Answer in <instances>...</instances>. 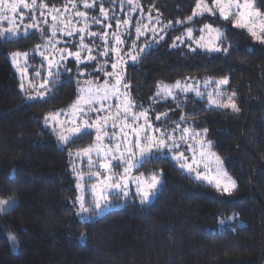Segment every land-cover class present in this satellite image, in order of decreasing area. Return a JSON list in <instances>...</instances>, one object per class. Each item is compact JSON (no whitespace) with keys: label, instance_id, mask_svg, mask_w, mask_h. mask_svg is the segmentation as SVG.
Returning <instances> with one entry per match:
<instances>
[{"label":"trees","instance_id":"1","mask_svg":"<svg viewBox=\"0 0 264 264\" xmlns=\"http://www.w3.org/2000/svg\"><path fill=\"white\" fill-rule=\"evenodd\" d=\"M43 2L49 8H62L68 0ZM100 3L110 8V19L104 21L100 14L104 24L92 31L105 32L104 25L111 24L107 39L114 45L111 33L118 31L125 41L120 45L121 55L132 50L133 42L137 46V61L129 59L124 67L135 102L158 103L153 113L168 114L161 124L169 132L177 123L201 133L206 129L212 151L220 156L237 187L230 193L219 191L186 174L170 156L156 155L136 170L145 176L162 172L153 202L142 205L135 198L95 220L75 222L70 203L76 198V179L69 153L92 144L94 134L61 148L43 118L68 109L76 100L77 79L81 81L77 65L72 58L66 60L72 71L59 70L56 90L46 103L28 101L25 93L31 88L27 84L20 90L21 80L9 55L19 51L35 56L34 49L44 41L36 30L19 41L0 40V201H16L10 214L0 215V264H264V44L218 15L205 14L189 24H176L191 15L195 0H139L135 11H130L132 6L126 1L121 5L119 0H97L98 9ZM258 7L264 10V0H258ZM90 10L94 12V8L86 11ZM125 19L131 24L117 29V22ZM169 21L171 27L159 33ZM138 24H148L149 29L137 39ZM204 24L226 31L222 47L228 48L227 53L205 52L178 41L172 46L188 27L199 36ZM152 28L164 39H158ZM85 37L95 49L102 47L101 37ZM141 48L145 50L140 52ZM109 55L97 56L79 69L101 67L108 61L106 70L110 71L117 57ZM34 71L30 69V78L39 82ZM41 72L46 75L45 69ZM99 75L90 72L85 78L102 80ZM223 77L229 80L223 86L224 97L235 92L238 112L210 107L195 94L181 93L177 99L164 101L155 96L158 83ZM9 235L16 237L15 244Z\"/></svg>","mask_w":264,"mask_h":264},{"label":"snow or ice","instance_id":"2","mask_svg":"<svg viewBox=\"0 0 264 264\" xmlns=\"http://www.w3.org/2000/svg\"><path fill=\"white\" fill-rule=\"evenodd\" d=\"M115 2L116 0H112V3ZM126 2L132 6L130 11L139 8V0H126ZM120 3L123 5L124 0H120ZM78 4L82 5L85 10L93 9L97 7V0H68V3L62 8L54 6L49 8V5L43 0H0V22H5L7 25L0 28V40L6 43L10 42L9 38L19 41L22 38H27L30 29H35L44 41L43 46L37 45L34 49V52L41 57L40 69L46 68V75H42L40 69L34 71V76L38 78L39 82L27 78L29 54L19 51L12 53L14 65L21 70L22 77L27 78V83L32 89V92L26 95V100H40L46 103L50 98V93L56 90L57 78L61 75L59 70L63 68L64 73L72 71L66 64L68 58L74 59L78 76L86 77L88 74L79 69L80 64L96 60L97 56L108 57L110 52L117 57L116 62L111 64V71L106 70L107 61L101 67L93 65L97 72L104 71L107 79H104L103 83H93V80L87 78L83 82L77 79L76 100L68 109L49 112L43 118L45 126L52 127L53 131L57 133L61 145H67L74 142L75 139H83L91 135L93 131L95 133L94 143L75 153V159L83 161L86 158L88 164V181H85L83 170H77L73 164V171L76 172L78 178L76 187L80 192L74 201V204L79 206L77 216L82 221L85 216L89 221L95 220L106 209L112 207L111 193L120 194L116 197L117 199L120 196L128 197L129 182L136 185V195L139 197L140 203L142 205L150 203L151 199L157 195L162 183V172H153L148 176H145L144 173L133 176L132 172L134 169L138 170L143 167L144 163L149 162L156 155L167 156L171 153V158L182 170L190 175L194 173L195 179L205 180L210 184L213 183V179L207 173L212 172V166L215 165L217 190L225 193L234 190L236 183L227 177L220 156L211 151L213 145L206 139V129L201 133L189 127H182L177 123L169 132L166 128L155 126L150 121L149 110L136 104L130 95V85L126 81L124 72L118 70L121 64L127 62L121 55L120 49V45L125 43L124 39L118 31L112 32L114 45H110L107 40L108 32L92 31V24L103 25V21L95 15H92L90 19L89 12L80 10ZM37 8L42 9L40 12V15L44 17L42 21L35 16ZM20 9L32 13L31 17H27L32 22L24 24L26 17ZM44 9L48 10L47 15H45ZM109 11L110 8L106 9L103 3L99 4V12L104 21L110 19ZM205 14L218 15L225 21H231L234 28L245 30L253 39L264 44V10L258 7V0H210V2L209 0H195L191 15L184 20H177L175 23L189 24ZM149 21L151 22V17H149ZM18 22L24 25L23 33L17 26ZM41 23L48 25V28H40ZM121 23L127 26L130 24V20L118 21L117 29ZM156 23L161 24V21L157 19ZM171 25V21L164 24L160 27L159 33H163L165 28L171 27ZM104 27L111 28L112 25L107 24ZM148 29V24H138L135 28L137 39L144 34V30ZM151 31L157 33L155 28H152ZM195 31L192 27L186 28L183 36L176 37L172 46L175 47L177 41L183 43L187 39L195 44L196 48L205 52H228L227 47H222L227 38L225 30L214 27L212 24H204L198 29L199 36L194 35ZM159 33H157L158 39L163 40L164 36ZM76 36H79L78 42L59 39V37L74 38ZM85 36L89 38L101 37L103 39L101 46L104 50L97 49L94 55V49L90 43L85 42ZM136 47L133 42L132 50L125 53L128 59L133 62L138 59V53L134 54ZM144 50L141 48L139 51L143 52ZM192 50L195 51V49ZM21 59L24 61L23 66L20 65ZM228 83L227 77L206 81L205 87L209 84L215 85L214 91L207 94L208 101L217 107L230 108L232 111L238 112L239 108L234 100L235 92L227 97L223 96V86ZM24 88L25 81L22 79L20 90L23 92ZM188 92H194L197 97L204 95L198 87L183 84L178 80L172 85L158 83L155 96H163L164 99L169 97L177 99V93L186 94ZM110 101L113 103H109ZM177 106L179 107V105ZM164 119H168L166 112L155 116V120ZM184 119L181 117V120ZM177 132L180 133L179 136L176 135ZM189 140L193 142L188 143ZM182 144L185 145L184 151H180ZM186 152H191L193 155L189 157ZM69 155L71 157L73 154L70 152ZM117 169H122V171ZM93 180L95 182L91 183L90 187H85L86 183ZM87 195H90L91 198L86 199ZM15 207L16 201L14 200L0 201V215L10 214ZM219 223L223 225L225 221L221 220ZM8 238L15 244V236L9 235ZM80 239L84 241L85 237L81 236Z\"/></svg>","mask_w":264,"mask_h":264},{"label":"rangeland","instance_id":"3","mask_svg":"<svg viewBox=\"0 0 264 264\" xmlns=\"http://www.w3.org/2000/svg\"><path fill=\"white\" fill-rule=\"evenodd\" d=\"M120 1V0H119ZM124 1H126V0H124ZM82 6V5H81ZM78 7H79V4H78ZM20 11L21 12H24V14H25V17H26V19H25V21H24V24H27V23H30V22H32L30 19H28L27 17H31L32 16V13H29V12H25L23 9H20ZM42 11V9H40V8H37L36 10H35V16H36V18L38 19V20H40V21H42L43 19H44V17H42L41 15H40V12ZM44 12H45V15H47V11L48 10H46V9H44L43 10ZM84 11H86V10H84ZM89 12V15L90 16H92V15H95L97 18H100V12H99V9L97 8V7H95L94 8V12H92L91 10L90 11H88ZM109 14H110V12H109ZM120 14V12L119 11H117V15H119ZM69 15H70V13H69ZM145 18V17H144ZM76 19H79V18H76ZM90 19H91V17H90ZM148 21H149V19H147ZM150 22V21H149ZM51 23V20H50V17H49V24ZM104 24V23H103ZM130 24H131V21H130ZM129 24V25H130ZM129 25H127V26H129ZM7 25H6V23L5 22H0V28H3V27H6ZM19 28H20V31H21V33H23V31H24V25L23 24H19V22H18V25H17ZM95 26H98V28H101L100 26H103V25H96V24H92V27H95ZM121 26H125V25H123L122 23H121V25H120V27ZM40 28H42V29H47L48 28V25H46V24H43V23H41L40 24ZM35 29H30L29 31H34ZM110 30V28H106V31L108 32ZM38 32V31H37ZM39 33V32H38ZM40 34V33H39ZM110 35V34H109ZM110 37V36H109ZM10 40H11V38H9ZM59 39H61L62 41L63 40H65V39H70V40H75V42H78L79 41V36H76V37H74V38H68V37H59ZM108 40V42H109V44H113V43H111L110 41H109V39H107ZM85 41H86V37H85ZM178 43H180V42H178ZM184 43H191L192 44V47L193 48H196V45L195 44H193L191 41H189V40H187V39H185L184 40V42L183 43H180V44H184ZM93 49H94V52H93V54L94 53H96V50L97 49H95L94 47H93ZM100 49H102V47H100V45H99V50ZM41 50H43V48L41 49ZM104 50V49H103ZM103 50H101V51H103ZM111 53V52H110ZM124 55H125V53H123ZM34 55V53H31V54H29L28 55V68H27V78H30V75H29V71H30V69H33L34 68V70H37V69H40V65H41V57L39 56V54H37V53H35V56H33ZM95 55V54H94ZM123 55V56H124ZM111 55H109L108 56V58L110 57ZM36 58V60H31L32 58ZM102 57H105V56H102ZM9 59H10V61H11V63H12V66H13V68H14V71L16 72V74L19 76V78H20V80H22V79H24V81H25V85H27L28 83H27V78H24V77H22V72H21V70L16 66V65H14V63H13V59H12V54H10L9 55ZM102 59H106V58H102ZM124 59L127 61V62H129L130 60L128 59V57L127 56H124ZM109 60V59H108ZM116 60H117V58H116ZM116 60H114V62H116ZM32 61H34V62H36L37 63V65H35V66H30V63H32ZM92 62V61H91ZM104 62V61H103ZM108 62V61H107ZM126 62V63H127ZM99 64H101L100 63V61L98 62ZM113 63V62H112ZM126 63H123V64H121L120 66H119V69L118 70H122L123 72H124V67H125V65H126ZM23 64H24V61H23V59H21L20 60V65L21 66H23ZM87 64V63H86ZM86 64H80L79 65V67H81V66H83V65H86ZM88 64H90V62H88ZM108 64V63H107ZM100 65H98V66H96V67H99ZM40 70H42V69H40ZM45 70H46V68H45ZM81 71H83V72H85L86 74H88V73H96V74H101V72L102 71H100V72H97L96 71V69L93 67V66H91L90 68H86V69H84V70H81ZM110 71H111V69H110ZM100 76V75H99ZM81 78V82H83L84 81V79H85V77H80ZM100 78L102 79V80H93V78H90L91 80H93V83H103V81H104V79H107V77H105V75L103 74V76H100ZM89 79V78H88ZM208 80H212V81H215V80H213V79H204V80H191V79H187V80H185V81H183L182 83L183 84H189V85H193L194 87H198L199 89H200V91L202 92V93H204V95H203V97H201V98H203V99H205L206 101H207V103H208V105L210 106V107H215V108H221V109H229V110H231L230 108H222V107H217V106H215L214 104H211V103H209V101H208V96H207V94L209 93V92H213L214 91V88H215V85L214 84H209L207 87H205V82L206 81H208ZM27 88H28V86H27ZM28 90V92H26L25 93V95H27V94H29V93H31L32 92V89L31 90H29V88L27 89ZM26 90V91H27ZM130 92H131V90H130ZM181 93H177V95H180ZM183 94H185V93H183ZM186 94H195L194 92H188V93H186ZM130 95H131V93H130ZM223 96H224V94H223ZM160 99H163L162 101H164V100H166V99H164V97L163 96H160ZM168 99H172V98H168ZM28 101H30V100H28ZM109 103H113V101H110ZM137 105H142L143 106V109H148L149 110V119H150V121L155 125V126H159V127H162V124H161V120H155V115H154V113H153V110H154V107L155 106H157V104L158 103H151V104H149V105H143V103L142 104H140V103H136ZM113 111H115V109L113 108ZM52 132H54L53 131V129H52V127H48ZM93 134H94V140H93V142H92V144L94 143V141H95V133H94V131L92 132ZM54 134L56 135V137H57V133L56 132H54ZM57 139H58V137H57ZM199 139V138H198ZM59 142V141H58ZM193 141H191V140H189L188 141V143H192ZM59 144H60V142H59ZM185 147V145L184 144H182L181 145V147ZM60 147L61 148H65L66 147V145H61L60 144ZM185 150V148H182V149H180V151H184ZM211 151H212V149H211ZM186 155L187 156H189V157H191L193 154L191 153V152H186ZM73 156V164H75V167H76V169L77 170H83V172H84V176H85V181H88V164H87V160H86V158H84V160L83 161H81V160H78V159H75V154H73L72 155ZM168 156H172V154L171 153H169L168 154ZM198 158V157H197ZM173 160V159H172ZM175 161V160H174ZM73 164H72V166H71V170H72V175L75 177V179H76V184H75V188H76V192H77V194H76V197L78 196V195H80V192H79V190L77 189V187H76V185H77V182H78V178H77V174H76V172H74L73 171ZM213 167V171L212 172H209V173H207L208 175H209V177L210 178H212L213 179V183H208L207 181H205V180H198V181H203V182H205L206 184H208V185H210V186H212V187H214L215 189H217L216 188V186H215V165H213L212 166ZM222 167H223V169L226 171V173H227V177H230L232 180H234L235 181V183H236V187H237V182H236V180L231 176V174L226 170V168L224 167V165H222ZM203 168V166L201 165V169ZM118 171H122V169H117ZM102 171V170H101ZM184 171V170H183ZM186 174H188L189 176H191L192 178H194L195 179V174L193 173V174H189L188 172H186V171H184ZM140 174V173H139ZM137 172H136V170L134 169L133 170V172H132V175L133 176H136V175H139ZM222 179H226V178H222ZM197 180V179H196ZM95 181L93 180V181H91V182H88V183H86L85 184V187H90L91 186V183H94ZM162 184V183H161ZM161 186V185H160ZM160 188V187H159ZM236 189V188H235ZM234 189V190H235ZM129 195H128V197H123V196H120V198L119 199H117L116 197L118 196V195H120V194H118V193H115V192H113V193H111V195H110V199H111V204H112V207H110V208H108V209H106L105 210V212L104 213H102L100 216H102L103 214H106L107 212H110V211H112V210H115V209H118V208H121V207H123L124 206V204L127 202V201H134L135 200V198H137L138 199V202H140V200H139V197L136 195V185L134 184V183H132V182H129ZM234 190H232V191H234ZM231 191V192H232ZM155 197L156 196H154L152 199H151V201H150V203L151 202H153V200L155 199ZM91 197H90V195H87L86 196V199H90ZM76 200V198L74 199V201ZM74 201H72L71 203H70V205L72 206V209H73V212H74V215H73V220L75 221V222H85V221H89L88 220V217L87 216H85V218H84V220L82 221V219L80 218V217H78L77 216V212L79 211V206L77 205V204H74ZM150 203H148V204H150ZM99 216V217H100ZM98 218V217H97ZM238 225H242V223L240 222V223H238ZM82 236H84V235H82ZM85 237V236H84ZM81 238V237H80ZM80 242H82V243H84L85 242V240L84 241H82L81 239H80Z\"/></svg>","mask_w":264,"mask_h":264}]
</instances>
